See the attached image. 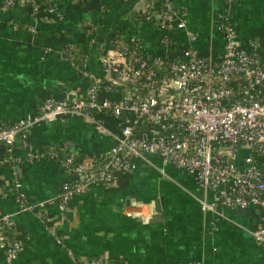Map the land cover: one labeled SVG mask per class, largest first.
<instances>
[{
  "label": "crops",
  "instance_id": "1",
  "mask_svg": "<svg viewBox=\"0 0 264 264\" xmlns=\"http://www.w3.org/2000/svg\"><path fill=\"white\" fill-rule=\"evenodd\" d=\"M48 2L61 18L49 14L44 4L34 18L26 5L7 6L0 0V124L35 112L46 96L85 93L89 79L68 61L64 46L81 45L87 24L96 28L84 63L88 74L106 75L104 48L116 28L138 33L149 52L164 49L154 23L139 19L153 0ZM172 4L183 12L186 27L196 39L190 42L183 30H177L169 53L178 54L188 45L200 53L217 55L222 38L216 28V13L221 10L229 14L238 39L244 45L253 41L264 58V0H172ZM30 24L35 25V32L27 31ZM117 128L116 118L105 112L94 118L63 116L36 124L30 141L37 151L46 152L54 146L88 160L107 153L111 132ZM14 153L23 154L20 148ZM136 162L135 170L117 173L109 187L91 184L84 193L73 196L69 210L61 216L56 195L61 183L71 176L59 157L41 155L18 162L9 159L0 146V214L14 213L12 233L22 241L15 264H74L67 249L79 256L126 264H174L189 259L203 264H264V246L252 236L260 218L257 206L243 210L219 207L222 214L202 211L199 200L203 192L190 174L164 163L158 155L137 158ZM16 179L32 204L29 209L18 210L13 191ZM156 201L160 202L161 220L150 222L151 215L143 221ZM48 224L56 227L62 244L49 233ZM0 264H5L1 241Z\"/></svg>",
  "mask_w": 264,
  "mask_h": 264
},
{
  "label": "built area",
  "instance_id": "2",
  "mask_svg": "<svg viewBox=\"0 0 264 264\" xmlns=\"http://www.w3.org/2000/svg\"><path fill=\"white\" fill-rule=\"evenodd\" d=\"M14 4L26 5L34 18H38L41 4L49 14L62 17L48 0H5L7 6ZM139 19L154 23L164 49L149 52L138 33L114 29L104 48L107 73L103 76L79 69L74 63L73 48L67 46L66 58L79 74L89 79L85 93L72 99L46 96L35 112L0 124V146L6 149L9 159L18 162L41 155L59 157L71 176L61 183L56 195L61 216L69 210L73 196L84 193L91 184L109 187L117 173L135 170L137 158L158 155L164 163L176 165L193 177L196 187L203 192L199 200L202 211L222 214L219 207L257 206L260 218L252 236L264 246L263 56L253 41L244 45L238 39L225 11L216 13L222 48L214 56L188 45L178 54L169 53L176 43L177 30H183L190 42L196 39V34L186 27L183 12L173 6L172 0H153ZM26 29L35 32L36 27L30 24ZM85 31L93 34L96 28L89 24ZM98 112L109 113L118 121L104 156L81 160L54 146L46 152L33 148L30 133L36 124L63 116L94 118ZM17 148L22 149V155L14 153ZM13 191L18 210L32 207L17 179L13 181ZM154 212L155 206L151 204L143 221L147 222ZM14 226L13 212L0 214L5 264H15L22 250L21 239L12 233ZM47 230L62 244L53 224H48ZM67 253L74 264H126L79 256L71 249ZM174 264L203 263L189 259Z\"/></svg>",
  "mask_w": 264,
  "mask_h": 264
},
{
  "label": "trees",
  "instance_id": "3",
  "mask_svg": "<svg viewBox=\"0 0 264 264\" xmlns=\"http://www.w3.org/2000/svg\"><path fill=\"white\" fill-rule=\"evenodd\" d=\"M42 1V0H41ZM89 24L85 26V29L88 27ZM117 29V28H116ZM96 37V32L93 34H88L86 31L83 34L82 44L79 43H69L64 46V49L67 48V46L71 45L73 48V54H74V63L79 69L84 68V63L86 60V56L88 54V50L91 44V39Z\"/></svg>",
  "mask_w": 264,
  "mask_h": 264
},
{
  "label": "water",
  "instance_id": "4",
  "mask_svg": "<svg viewBox=\"0 0 264 264\" xmlns=\"http://www.w3.org/2000/svg\"><path fill=\"white\" fill-rule=\"evenodd\" d=\"M69 98H73V94H71V96H68ZM155 208H156V212L154 214H152L151 218H150V222H157L161 220V207H160V202L156 201L155 202ZM240 210L245 209L246 207H238Z\"/></svg>",
  "mask_w": 264,
  "mask_h": 264
}]
</instances>
